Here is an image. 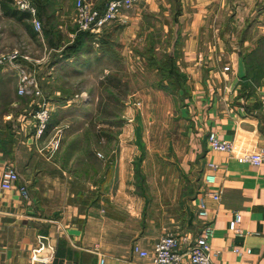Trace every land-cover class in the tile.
Masks as SVG:
<instances>
[{"label": "crops", "instance_id": "obj_1", "mask_svg": "<svg viewBox=\"0 0 264 264\" xmlns=\"http://www.w3.org/2000/svg\"><path fill=\"white\" fill-rule=\"evenodd\" d=\"M37 1L40 3L42 0ZM257 1H230L232 8H235L230 16L233 31L230 43L227 40L221 46L219 43L217 47L206 46L202 41L205 33H200L199 27H189L188 35L183 37L186 46L184 63L182 66L177 63L179 55L176 63L186 77L187 89L185 94L179 92L178 109L185 128L182 130L183 138L180 137L183 141L182 153L172 149L173 158L169 160L175 162L178 168L176 173L181 179L177 214L170 223L164 224L147 210L146 191L140 192L142 185H146L143 177L140 185L134 177L131 178L128 193H123L122 177L118 171L116 180L111 161H106L105 169L95 176H81L80 161L76 156L64 160V147L61 145L53 153V159L42 161L57 168L61 176L38 169V159L19 169L12 126L16 122L23 130L26 122L30 123L24 122V116L18 118L13 110H6L17 105L15 100L6 102L8 105L0 100V175L3 166L11 163L19 175L18 184L24 185L29 195L28 199H23L15 190L4 191L0 188V264H32L30 253L37 246L40 236L46 237L54 248L51 264H152L153 248L161 236H177L179 249L185 252L201 235L206 224L213 228L210 240L213 264H264V164L254 167L237 162V155L264 149V77L255 86L246 78L243 63V57L251 53L258 39L264 36L262 32H255L249 27L250 9ZM68 2L74 7L75 0H49L48 4L59 9ZM196 2L197 10H203L204 5H208L207 0ZM2 3L14 10L11 2L0 0V55L17 51L21 56L17 63H27L24 60L32 56V41L38 34L24 14L12 16L6 8L3 9ZM190 23L204 25L205 20L195 16ZM56 27L61 28L57 21L53 33ZM70 33L69 43H72L75 30ZM41 35L49 43L43 33V24ZM104 38L102 31L93 41L94 46L100 47L105 42ZM56 39L58 41V36L54 33L49 45L54 44ZM41 46L46 49L43 42ZM64 48L50 49L49 53L60 52L58 56L61 58ZM188 56L200 58L193 63V60H186ZM225 56L229 61L223 65L222 58ZM41 60L47 62L45 53ZM7 67L11 70V66H1L0 86L10 76L7 71V76L4 73L3 69ZM225 67L229 68L228 72H224ZM247 82L251 84V89ZM17 88L18 85L15 92L19 96ZM23 98L29 101L26 106L30 105L32 111L35 98L30 95ZM210 132L219 140L232 142L235 153L209 150L206 138ZM47 147L52 152L50 143ZM139 162L142 166L145 159ZM209 164L216 168H210ZM121 165L119 167L122 169ZM206 175L214 176V184L204 181ZM82 180L89 187L81 190ZM73 187H76V191L72 190ZM216 190L220 191V198L213 201L209 194ZM199 199L203 200L208 211L206 219L197 215ZM235 210L241 215L238 233L229 230L232 211ZM140 253H146V256L142 257ZM183 264H189L186 258Z\"/></svg>", "mask_w": 264, "mask_h": 264}, {"label": "rangeland", "instance_id": "obj_2", "mask_svg": "<svg viewBox=\"0 0 264 264\" xmlns=\"http://www.w3.org/2000/svg\"><path fill=\"white\" fill-rule=\"evenodd\" d=\"M106 1L89 2L102 11ZM230 1L207 0L208 5L197 10L196 0H140L124 11L122 18L104 28L105 42L100 47L96 48L92 42L91 46H86L87 53L82 58L76 56L68 60L61 59L58 56L60 52L50 54L49 51L71 45L68 34L75 30V10L73 4L70 5L71 1L65 7L55 9V22L61 26L54 32L58 41L56 39L50 46L42 35H37L32 41V56L29 60L23 59L27 63L16 61L10 65L14 74L8 67L2 68L5 75L8 72L10 76L0 86L1 103L15 100L17 105L6 110H13L18 118L24 116V122L30 123H24L23 130L16 122L12 126L17 144L16 166L21 169L38 159V169L61 176L57 168L42 161L53 159V153L61 145L65 150L72 144L74 150L80 152L77 159L81 176H95L105 169L106 161H111L116 180L118 171L122 177L124 194L129 191L127 186L131 184V178L134 177L140 185L143 177L147 183L142 185L140 192L146 191V207L152 217L164 224L174 220L181 179L176 173L175 162L169 160L173 158L172 149L182 153L180 137L183 138L185 126L178 113L181 93H176L174 101L170 91L162 92L157 88L162 79L157 68L168 64L167 56L175 54L180 58L177 63L183 65V54L186 53L183 37L188 35L189 27L201 28L199 32L205 33L202 41L206 46L217 47L218 43L221 46L227 40L230 43L233 37L230 16L235 10ZM195 16L204 19L205 24L191 25ZM248 21L255 32L264 34V0L252 5ZM177 32L176 39L174 35ZM42 42L47 50L41 46ZM44 53L47 55L46 63L41 60ZM199 58L188 56L186 60L195 63ZM228 61L225 56L221 64ZM19 68L32 74L48 103L51 129L45 137H36L34 127L37 123L32 116L37 107L33 106L31 111L30 105L26 106L27 99L16 96ZM170 83L164 81L163 85ZM37 103L35 99L33 105ZM55 137L59 139L58 149L50 152L47 146ZM143 158L145 163L141 166L138 161ZM82 181L81 190L89 187ZM69 189L71 191V185ZM72 190L76 191V187Z\"/></svg>", "mask_w": 264, "mask_h": 264}, {"label": "built area", "instance_id": "obj_3", "mask_svg": "<svg viewBox=\"0 0 264 264\" xmlns=\"http://www.w3.org/2000/svg\"><path fill=\"white\" fill-rule=\"evenodd\" d=\"M140 0H107L104 4V9L93 7L92 3L86 0H75L74 3V24L76 33H88L93 36V41H96L97 36L101 34L103 29L111 22L119 20L123 17L122 13L132 8ZM11 6L18 12L27 16L33 30L41 35L42 24L38 18V7L36 0H11ZM74 34V36H75ZM21 56L17 51H11L0 55V67L13 65ZM25 59V58H24ZM228 67L224 71H228ZM17 95H30L34 97L38 103L35 104L37 110L34 111L33 119L36 121V137H41V134L46 129L50 118V110L48 103L42 98V92L35 81L32 74L26 73L19 68V82ZM59 139L54 138L50 142L51 151L58 149ZM206 143L209 150L218 153H235V145L232 142L219 140L212 132L207 134ZM102 158L101 154H97ZM237 162L254 167H259L264 164V149L252 154L237 155ZM210 168L215 169L216 166L209 164ZM19 175L11 163H6L3 166L0 175V188L4 191L15 190L23 199H28V190L24 185L18 184ZM204 181L208 184H214L213 175H206ZM213 201H218L220 191L216 190L209 194ZM197 215L200 218L206 219L208 211L202 199L198 202ZM241 221V215L238 211H232V220L229 223V230L236 231L237 225ZM213 237L212 225L206 224L203 226L201 235L186 249L185 252L180 251L179 238L172 234L161 236L155 243L153 248L152 264H183L186 258L189 264H213L212 253L210 248V240ZM137 251V248H135ZM235 253L239 251L234 250ZM54 248L49 243L46 237L40 236L37 239V246L31 250L30 261L32 264H51L54 257ZM146 256V253H140ZM103 263V260H100Z\"/></svg>", "mask_w": 264, "mask_h": 264}, {"label": "trees", "instance_id": "obj_4", "mask_svg": "<svg viewBox=\"0 0 264 264\" xmlns=\"http://www.w3.org/2000/svg\"><path fill=\"white\" fill-rule=\"evenodd\" d=\"M2 2H11V0H1ZM49 0H42L40 3L36 0L38 7V18L43 24V33L47 38L48 42L51 43V39L54 38L53 30L56 26V22L54 20L55 8L48 4ZM3 9L6 8L8 12L12 16L17 15L18 12L16 9H10V6L5 3H2ZM23 14V13H22ZM25 15V14H24ZM26 16V15H25ZM27 17V16H26ZM28 19V18H27ZM177 23V21H176ZM75 34V33H74ZM175 38L178 37V32L175 33ZM93 42V36L88 33H76L73 42L68 47H65L62 51L61 58L64 60H68L72 57H83L86 54V46H91ZM77 57V58H78ZM168 64L162 65L159 70L162 79L157 84V88L162 90L163 92L170 91L171 95L174 96V101H176V93L183 92L185 94V75L181 73L177 67L176 59L177 55H168ZM243 63L246 68V78L251 80V82L256 86L259 83V80L264 77V36H261L258 41L256 48L249 54H246L243 57ZM164 81H170V84L166 86L163 85ZM248 87L251 89V84L247 82ZM245 85V86H246ZM27 98V97H26ZM180 98V94H179ZM28 101V100H27ZM26 101V102H27ZM49 122V121H48ZM51 129V122L46 126V129L41 134V138L47 136L48 132ZM80 152L76 149L74 150V146L72 144L68 145L63 154L64 160H69L72 156L76 155L78 158V154ZM79 159V158H78Z\"/></svg>", "mask_w": 264, "mask_h": 264}]
</instances>
